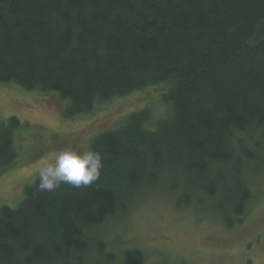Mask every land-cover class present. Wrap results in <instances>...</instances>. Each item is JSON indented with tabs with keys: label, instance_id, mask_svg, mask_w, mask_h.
<instances>
[{
	"label": "trees",
	"instance_id": "obj_1",
	"mask_svg": "<svg viewBox=\"0 0 264 264\" xmlns=\"http://www.w3.org/2000/svg\"><path fill=\"white\" fill-rule=\"evenodd\" d=\"M0 83L48 94L66 121L90 119L50 131L53 142L104 157L90 186L40 193L36 177L0 208V264H96L101 228L149 196L224 228L254 202L264 0H0ZM21 124L0 121V175L18 167ZM145 258L132 249L121 264Z\"/></svg>",
	"mask_w": 264,
	"mask_h": 264
},
{
	"label": "rangeland",
	"instance_id": "obj_2",
	"mask_svg": "<svg viewBox=\"0 0 264 264\" xmlns=\"http://www.w3.org/2000/svg\"><path fill=\"white\" fill-rule=\"evenodd\" d=\"M135 106L128 107L123 115ZM12 116L22 122L15 139L21 138L23 143L16 144L18 167L0 175V208H16L27 185L37 177L41 161L60 149L50 131H80L90 121H66L48 94L0 83V121ZM254 184V202L240 225L233 228H224L218 220H207L206 211L180 210L170 196L162 200L144 198L121 218H113L101 228L106 247L96 264H121L125 251L132 249L143 251L144 264H264V175L256 176ZM113 253L116 258L110 260L107 255Z\"/></svg>",
	"mask_w": 264,
	"mask_h": 264
},
{
	"label": "clouds",
	"instance_id": "obj_3",
	"mask_svg": "<svg viewBox=\"0 0 264 264\" xmlns=\"http://www.w3.org/2000/svg\"><path fill=\"white\" fill-rule=\"evenodd\" d=\"M103 164L101 152L77 145H65L50 159L41 161L36 189L44 193L55 191L61 184L75 188L90 186L99 178Z\"/></svg>",
	"mask_w": 264,
	"mask_h": 264
}]
</instances>
